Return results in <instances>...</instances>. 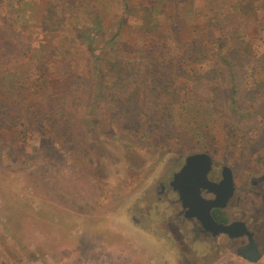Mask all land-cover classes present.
<instances>
[{"label": "rangeland", "instance_id": "1", "mask_svg": "<svg viewBox=\"0 0 264 264\" xmlns=\"http://www.w3.org/2000/svg\"><path fill=\"white\" fill-rule=\"evenodd\" d=\"M150 34L178 43L153 67ZM194 153L232 170L264 264V0H0V264H250L161 194Z\"/></svg>", "mask_w": 264, "mask_h": 264}, {"label": "water", "instance_id": "2", "mask_svg": "<svg viewBox=\"0 0 264 264\" xmlns=\"http://www.w3.org/2000/svg\"><path fill=\"white\" fill-rule=\"evenodd\" d=\"M211 167L212 158L207 153L190 154L184 159L181 169L174 174L170 185L178 192L186 218L198 220L213 237L218 235H225L229 239L246 237L248 244L244 250H238L236 254L248 262L256 263L261 258V253L246 225L241 221L219 224L211 216L212 209L226 207L234 188L232 171L228 166H222L221 179L218 183L208 179ZM203 190L214 195V199H203L201 196Z\"/></svg>", "mask_w": 264, "mask_h": 264}, {"label": "flooded vegetation", "instance_id": "3", "mask_svg": "<svg viewBox=\"0 0 264 264\" xmlns=\"http://www.w3.org/2000/svg\"><path fill=\"white\" fill-rule=\"evenodd\" d=\"M184 164V163H183ZM212 164H213V161H212ZM183 166V165H182ZM181 166V167H182ZM222 168V167H221ZM181 169V168H180ZM179 169V170H180ZM178 170V171H179ZM177 171V172H178ZM232 171V170H231ZM175 172V173H177ZM172 174L171 176V180H169L168 184H167V191H165V186H161V189H162V195L166 198L165 200L168 202V204L174 208L176 211V207H178V210H177V214H175V218H178L180 217L182 219L183 222L189 224L190 226V231L193 232L194 236L196 239H200V240H215L216 238L222 236V237H225L227 240H232V241H236L237 244L234 246V254L237 258H239L240 260L244 261V262H247V263H250L252 264L251 262H248L247 260L241 258L240 256H238L236 253L238 250H244L246 245L248 244V240L246 237H239V238H235V239H229L227 236L225 235H218L216 237H213L212 234L207 231L201 224L198 220L194 219V218H186L185 217V210L182 208V205H181V202L179 200V195H178V192L177 190H174L173 187L170 185V182L172 181L173 179V176L174 174ZM232 176H233V172H232ZM208 179L214 183H218L221 179V170L220 172L218 173V175H214L212 174V167L210 169V172L208 174ZM258 181L260 182H263L264 181V176L262 178H260ZM233 182H234V178H233ZM258 183L257 182H254L253 185L256 186ZM235 184H234V188H233V193H232V196L230 197V199L228 200L227 202V205L224 209H212L210 211L211 213V216L212 218L219 224H227V223H230L228 221V218H227V215L225 214V209L229 206V204L231 203V201L233 200V197H234V194H235ZM168 196H170L168 198ZM201 196L203 199L205 200H213L214 199V195H212L211 193H208L206 190H203L201 191ZM224 217L226 219V221L223 220ZM234 221H241L243 222L245 225H246V228L248 229V231H250L252 233V237H253V240H254V243L256 244L257 248H258V251L261 253V257H262V251H261V248L259 246V244L257 243L256 241V235H255V231L251 229V227L248 225V221L247 220H234ZM232 222V221H231ZM250 222V221H249ZM260 260V259H259Z\"/></svg>", "mask_w": 264, "mask_h": 264}, {"label": "trees", "instance_id": "4", "mask_svg": "<svg viewBox=\"0 0 264 264\" xmlns=\"http://www.w3.org/2000/svg\"><path fill=\"white\" fill-rule=\"evenodd\" d=\"M152 11L153 10H151V12ZM93 24H94L93 26H91L90 28H87L88 30H86L85 31L86 33L84 34V37H85L84 41H86V44L89 47H91L92 43L95 41V38L99 35V30H100L99 25H101L99 22H96V21H93ZM167 41L168 40H166L165 38L162 39L158 35L150 34V36L144 41V43H143V45L141 47V50H140V54H141V57H142L141 58V62H149V61H151L153 63V65H151V66L153 67L154 66L153 60L157 59L156 55H160L161 57H163L164 56L163 54L167 53L166 52L167 49H172L171 48L172 46L176 47L178 45V43L175 42V41H172L171 38L169 39V41L173 42L172 46H170ZM188 49H190V47ZM90 52H91V49H90ZM180 60L181 61H179V63L185 61L184 57H182V56L180 57ZM128 65H130V63H126V62H123V61L122 62L121 61L115 62L113 67H115V69H116L115 70V74L117 76L115 77L116 79H114V84H119V83H123L124 85L126 84L124 82V80L127 81L128 79L126 80V78H122L121 77V72L120 71L118 72L117 70H121V66L128 67ZM126 72L127 73L124 74V77L135 75L137 73L136 70H132V72H130L128 69H126ZM148 73L152 74V73H154V71L153 70H149ZM151 74H150V76L153 77L154 74H152V75ZM143 76H145V75H143ZM67 78H69V77H67ZM67 78L60 80L57 85L61 86V87H64V82H67ZM167 79L170 80V78H167ZM159 81H162L161 87L167 86L166 78L164 76L161 77ZM61 87H59V90H61ZM130 96H132V95H130ZM47 107H48V109H50V111L53 110V108L51 106H47ZM25 113L27 115L26 116V120H27V122L30 125L33 124V123H38V122H40L42 124V121H44V120H52V123L54 121H56L52 116H48V117L47 116H40V115L37 116V113H41V107H33V111H31L30 108H29V110H26ZM31 118H33V120H31ZM155 123L158 124L157 122H155ZM160 123H163V125H165V126L168 125V121H166V120H160L159 124ZM41 124H39V126ZM222 218H223L224 221H226V219L224 217H222Z\"/></svg>", "mask_w": 264, "mask_h": 264}]
</instances>
